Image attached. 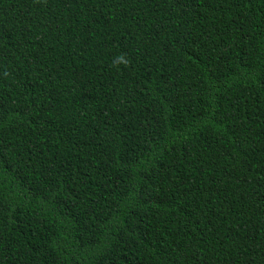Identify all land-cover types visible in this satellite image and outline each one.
I'll use <instances>...</instances> for the list:
<instances>
[{
	"label": "trees",
	"instance_id": "16d2710c",
	"mask_svg": "<svg viewBox=\"0 0 264 264\" xmlns=\"http://www.w3.org/2000/svg\"><path fill=\"white\" fill-rule=\"evenodd\" d=\"M0 264H264V0H0Z\"/></svg>",
	"mask_w": 264,
	"mask_h": 264
}]
</instances>
